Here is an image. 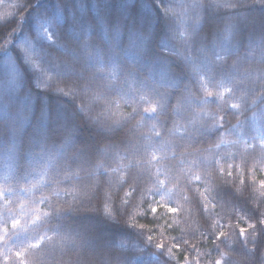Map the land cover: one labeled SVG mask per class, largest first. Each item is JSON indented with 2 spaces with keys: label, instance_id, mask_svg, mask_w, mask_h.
Wrapping results in <instances>:
<instances>
[{
  "label": "trees",
  "instance_id": "trees-1",
  "mask_svg": "<svg viewBox=\"0 0 264 264\" xmlns=\"http://www.w3.org/2000/svg\"><path fill=\"white\" fill-rule=\"evenodd\" d=\"M0 264H264V0H0Z\"/></svg>",
  "mask_w": 264,
  "mask_h": 264
},
{
  "label": "snow or ice",
  "instance_id": "snow-or-ice-1",
  "mask_svg": "<svg viewBox=\"0 0 264 264\" xmlns=\"http://www.w3.org/2000/svg\"><path fill=\"white\" fill-rule=\"evenodd\" d=\"M18 223V222H17ZM15 226V225H14Z\"/></svg>",
  "mask_w": 264,
  "mask_h": 264
}]
</instances>
